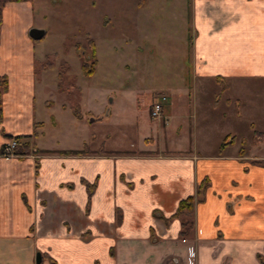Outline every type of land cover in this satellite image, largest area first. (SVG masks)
<instances>
[{
	"label": "crops",
	"instance_id": "0c3cea01",
	"mask_svg": "<svg viewBox=\"0 0 264 264\" xmlns=\"http://www.w3.org/2000/svg\"><path fill=\"white\" fill-rule=\"evenodd\" d=\"M189 6L193 78L164 106L154 129L167 142L180 118L198 139L225 122L232 128V119L239 118L250 131L258 102L253 85L262 88L264 115V0H192ZM142 18H131L135 29ZM34 23L32 0L5 5L0 76L8 84L0 153L18 136H27L31 147L20 157L0 155V264H38L39 252L40 264H264V152L246 150L235 127L223 129L215 147L205 140L175 145L174 138L170 145L159 140L156 149L91 147L87 102L75 105L78 117L69 103L71 89H59V70L55 81L45 80L56 66L37 71L35 42L46 32L41 39L31 37ZM49 90L59 101L47 96ZM223 93L228 110L215 114L210 99L216 110ZM205 95L207 107L200 113ZM139 100L137 95L138 107ZM88 111L93 120H103L104 112ZM37 122L42 126L34 136ZM49 125L58 138L46 145L39 140ZM255 138L264 143V137ZM66 140L71 141L62 145ZM144 143L157 144L154 136ZM72 150L89 153L66 152ZM205 179L208 186L198 195ZM197 195L194 228L183 237L184 218L175 214L183 199Z\"/></svg>",
	"mask_w": 264,
	"mask_h": 264
},
{
	"label": "rangeland",
	"instance_id": "374dc122",
	"mask_svg": "<svg viewBox=\"0 0 264 264\" xmlns=\"http://www.w3.org/2000/svg\"><path fill=\"white\" fill-rule=\"evenodd\" d=\"M32 1L34 27L46 32L41 40L35 42L36 57L42 61L47 54H58L56 68L45 76L48 82L57 79L61 65H70L65 84L73 92L69 103L77 105L87 102L88 145L156 149L159 140V145H170L174 138L175 145L190 146L192 140L198 144L205 140L215 147L223 140L221 131L231 128L226 122L221 129L209 128V133L200 134L197 139L189 125L188 131H185L183 120L178 118L173 123L175 130L172 131V137L167 133L166 142L165 138L158 137L154 129L157 119H161L163 115L160 118L150 117V102L157 98L159 92H171L172 95L167 94L168 100L164 104L167 108L173 96L183 91L181 89L184 85L191 84L192 62L189 59L187 38L188 34L193 33L189 6L192 0H147L148 4L143 7L139 5L140 0ZM134 16L143 17L137 24V29L133 27L131 19ZM88 36L95 40L97 49V69L92 76L82 73V58L75 48L76 43L86 45ZM83 50H86V46H83ZM87 61L91 62L88 56ZM183 63L185 69L181 67ZM261 89L259 84L252 87L258 101L255 109L251 110L256 127L248 131L250 126L246 120L231 119L236 132H241L244 138L243 147L248 151L263 153L264 143H259L255 138L259 133L256 130L264 132V115L260 110ZM46 94L59 101L55 92L49 90ZM137 95L140 99L139 107L136 104ZM225 95L226 93L220 95L222 102L216 110L210 99V111L222 114L228 110L224 104ZM199 99L197 109L201 113L207 107V95ZM59 109L61 113L62 109ZM89 109L104 112L101 115L103 120H93L94 116ZM51 127L47 126L39 140L43 144L51 145L58 138L52 133ZM79 129L78 127L77 131ZM149 136H154L157 144L144 145V138ZM70 141H62V145Z\"/></svg>",
	"mask_w": 264,
	"mask_h": 264
},
{
	"label": "trees",
	"instance_id": "16d2710c",
	"mask_svg": "<svg viewBox=\"0 0 264 264\" xmlns=\"http://www.w3.org/2000/svg\"><path fill=\"white\" fill-rule=\"evenodd\" d=\"M20 1H30V0H0V29L3 24V9L5 5L8 2H20ZM86 45H82L81 43H76L75 48L76 51L79 53V55L82 58V65H81V70L82 73L85 76H92L95 74L96 69H97V49H96V43L93 38L90 36L87 37L86 39ZM83 46H86V50H83ZM87 56L91 59V62L87 61ZM58 57L57 53L47 55L44 60L40 61L37 63V71H42L50 68H54L55 65V60ZM70 70V65L65 63L60 66L59 68V74H58V80H59V89L65 91L66 85V77L68 74V71ZM7 84L8 80L6 76H0V110L2 107V96L5 90L7 89ZM72 89H71V96L72 95ZM73 110L75 114L78 117H81V112L79 111L78 106L73 105ZM42 126V123H35V131L33 133L34 136L39 135V128ZM257 137H264V133H258L256 135ZM27 136H18L15 137L19 142L20 145L18 147V151L22 153H27L30 151V143L26 140H24ZM44 152L47 153H52L53 151L45 150ZM69 154H85L89 153L87 150H72V151H66ZM208 186V181L205 179L203 183H201L199 190H198V195H200L202 192L205 191L206 187ZM197 196H189L186 199H183L178 207V210L175 214L177 217H183V229H182V236L187 237L190 235L191 231L194 228V222H193V216H194V210H195V203L197 200H199Z\"/></svg>",
	"mask_w": 264,
	"mask_h": 264
},
{
	"label": "built area",
	"instance_id": "2783aa9c",
	"mask_svg": "<svg viewBox=\"0 0 264 264\" xmlns=\"http://www.w3.org/2000/svg\"><path fill=\"white\" fill-rule=\"evenodd\" d=\"M168 100V95L166 93H159L151 109V115L153 118H160L164 112V104ZM20 142L13 138L8 143H6L2 149L0 155L5 158L20 157L24 155L22 152L18 151Z\"/></svg>",
	"mask_w": 264,
	"mask_h": 264
},
{
	"label": "water",
	"instance_id": "95a60500",
	"mask_svg": "<svg viewBox=\"0 0 264 264\" xmlns=\"http://www.w3.org/2000/svg\"><path fill=\"white\" fill-rule=\"evenodd\" d=\"M30 35L34 39H41L45 35V31L41 29L33 28L30 31ZM37 263L38 264L41 263V253L40 252L37 254Z\"/></svg>",
	"mask_w": 264,
	"mask_h": 264
}]
</instances>
